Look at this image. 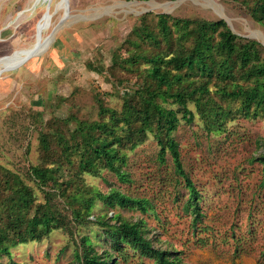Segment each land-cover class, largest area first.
Returning <instances> with one entry per match:
<instances>
[{
	"label": "rangeland",
	"instance_id": "rangeland-1",
	"mask_svg": "<svg viewBox=\"0 0 264 264\" xmlns=\"http://www.w3.org/2000/svg\"><path fill=\"white\" fill-rule=\"evenodd\" d=\"M60 1L0 0V59L32 45L45 21L38 55L0 64V166L12 171L15 182L31 187L34 205L44 202L30 171L42 160L40 132L52 130L53 119L60 118L62 132L68 136L76 126L70 116L97 119V98L120 108L123 96L140 83L139 72L150 65L148 56L166 53L177 36L191 45L192 21L222 20L236 35V46L250 39L259 43L261 53L264 48V21L251 16L259 0H69L67 14L58 8ZM159 14L169 17L172 37L168 41L158 34ZM185 21L189 26L184 31ZM51 31L53 40L43 50ZM148 32L157 37L156 44ZM188 107L193 121L180 120L173 135L184 168L201 195L199 220L194 221L185 208L187 191L183 180L174 175L169 155L165 162L158 160L152 135L126 152L122 169L129 181L120 182L103 169L97 176L82 174L67 192H77L79 184L103 193L116 189L147 198L153 208L147 213L110 208L95 200L89 218L108 219L118 212L132 221L143 220L154 245L176 252L180 264H264V176L257 159L264 153V113L247 117L234 112L226 117L222 130L209 131L194 103ZM59 188L55 185V190ZM40 215L41 210L35 219ZM95 228L94 224L82 227L76 234L73 227V235L55 229L40 241L11 247L10 256H0V264H78V238L90 232L95 250L112 252L119 264H154L126 245L123 254L111 250L104 237H94L91 229Z\"/></svg>",
	"mask_w": 264,
	"mask_h": 264
},
{
	"label": "trees",
	"instance_id": "trees-1",
	"mask_svg": "<svg viewBox=\"0 0 264 264\" xmlns=\"http://www.w3.org/2000/svg\"><path fill=\"white\" fill-rule=\"evenodd\" d=\"M251 16L264 21V0L251 9ZM168 18L165 14L158 15V34L163 41L172 37ZM192 23L188 30L193 38L191 45L177 36L169 42L171 47L166 53L148 56L150 65L139 72L140 83L123 96L120 108L106 106L97 98V119L70 116L69 120H75L76 126L69 130L68 136L62 132L60 118L53 119L52 130L40 132L42 160L31 165L30 171L44 193L43 203L34 205L31 187L23 181L15 182L12 171L0 166V256H10L11 247L40 241L55 229L64 228L73 235V227L79 234L77 229L94 224L97 225L91 229L94 237H104V243L118 254H123L126 245L154 264L181 263L176 252L154 245L143 220L132 221L118 212L108 219L104 215L89 218L95 200L110 208H136L147 213L153 210L147 198L116 189L103 193L79 184L77 192L67 191L82 174L97 176L103 169L114 173L120 182L129 181L122 169L127 161L126 152L152 135L158 146V160L165 162L169 155L174 175L183 180L187 191L185 208L191 211L194 221L200 219L201 195L184 168L173 133L180 120L193 121L189 102L194 103L209 131L222 130L226 117L234 112L247 117L264 113V48L261 53L259 43L250 39L236 46V35L222 20L196 19ZM184 24L185 31L189 22ZM147 37L154 44L158 42L151 32ZM127 62L131 64L134 60ZM240 81L249 83L245 86ZM210 83L213 88L209 87ZM170 104L177 106L173 108ZM232 104H236L234 108ZM257 159L264 176V153ZM64 175H68L65 181L61 179ZM57 184L61 188L55 190ZM39 210L41 217L36 220ZM78 240V264H119L112 252L95 250L91 232L80 235ZM261 253L264 257V248Z\"/></svg>",
	"mask_w": 264,
	"mask_h": 264
},
{
	"label": "bare ground",
	"instance_id": "bare-ground-1",
	"mask_svg": "<svg viewBox=\"0 0 264 264\" xmlns=\"http://www.w3.org/2000/svg\"><path fill=\"white\" fill-rule=\"evenodd\" d=\"M58 8H62V9L64 8L63 0L60 1ZM44 25H45V21L40 25V27L43 28ZM42 28H39L38 31L41 32ZM41 38H42L41 34L40 35L36 34L35 35V41L32 43V45H30L29 47H26V48L17 49L14 52H12L11 54H8L7 56L1 58L0 64H2L3 62L9 61V60L23 59V58H27L28 56L35 55L41 46Z\"/></svg>",
	"mask_w": 264,
	"mask_h": 264
},
{
	"label": "water",
	"instance_id": "water-1",
	"mask_svg": "<svg viewBox=\"0 0 264 264\" xmlns=\"http://www.w3.org/2000/svg\"><path fill=\"white\" fill-rule=\"evenodd\" d=\"M68 1H69V0H63V3H64V8H63V9H64V12H65L66 14L68 13ZM49 17H50V15H49ZM40 33H41V32L38 31V29H37V35H38V34L40 35ZM53 34H54V31H51L50 34H48L47 36H45V40L48 39V42L46 43V46L44 47L43 50H45V49L47 48L48 44L53 40ZM35 55H38V53L35 54ZM35 55L28 56V57L25 59V61L28 60L29 58L35 56ZM25 61H24V62H25ZM21 64H23V63L17 64V65H15V66H13L12 68L14 69V68L20 66Z\"/></svg>",
	"mask_w": 264,
	"mask_h": 264
}]
</instances>
